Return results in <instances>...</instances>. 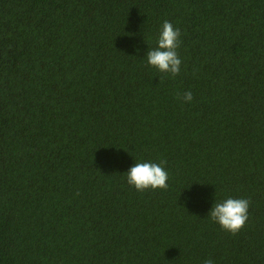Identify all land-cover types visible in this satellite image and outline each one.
I'll return each instance as SVG.
<instances>
[{
  "label": "trees",
  "instance_id": "1",
  "mask_svg": "<svg viewBox=\"0 0 264 264\" xmlns=\"http://www.w3.org/2000/svg\"><path fill=\"white\" fill-rule=\"evenodd\" d=\"M166 20L175 77L146 60ZM208 259L264 264V0H0V264Z\"/></svg>",
  "mask_w": 264,
  "mask_h": 264
},
{
  "label": "clouds",
  "instance_id": "2",
  "mask_svg": "<svg viewBox=\"0 0 264 264\" xmlns=\"http://www.w3.org/2000/svg\"><path fill=\"white\" fill-rule=\"evenodd\" d=\"M181 32L169 21H164L158 38V47L149 50L147 62L162 74H171L173 77L180 74L182 61L177 49L181 46ZM183 100L188 103L193 100L191 91L183 94ZM168 173L157 163L137 162L127 172V182L137 191L167 190ZM250 201L247 199L228 198L221 203H215L210 212L211 219L218 223L223 230L237 235L246 225ZM204 264H214L208 259Z\"/></svg>",
  "mask_w": 264,
  "mask_h": 264
}]
</instances>
